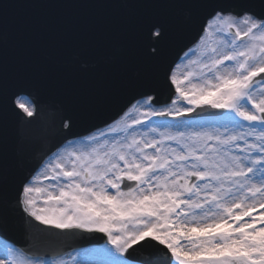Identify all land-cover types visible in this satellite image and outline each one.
Here are the masks:
<instances>
[{
	"label": "snow or ice",
	"instance_id": "obj_1",
	"mask_svg": "<svg viewBox=\"0 0 264 264\" xmlns=\"http://www.w3.org/2000/svg\"><path fill=\"white\" fill-rule=\"evenodd\" d=\"M140 2L207 10L193 47L166 65L168 19L140 21L139 58L159 74L171 104L158 106L160 93L143 92L134 112H123L130 121L124 128L113 118L76 140L65 138L56 151L33 144L42 155L14 196L0 162V264H264V0ZM204 106L226 110L223 131L149 137L158 131L149 125L138 138L133 127ZM8 112L30 127L41 109L31 93L10 92L0 79V120ZM61 119L71 132L72 115ZM10 209L40 237L104 234L97 238L104 243L85 250V259L47 260L32 251L27 237L7 235Z\"/></svg>",
	"mask_w": 264,
	"mask_h": 264
},
{
	"label": "water",
	"instance_id": "obj_2",
	"mask_svg": "<svg viewBox=\"0 0 264 264\" xmlns=\"http://www.w3.org/2000/svg\"><path fill=\"white\" fill-rule=\"evenodd\" d=\"M19 3L20 0H11V5L5 10V13L8 14L10 10H15ZM61 3L62 0H48L47 7L50 13L47 14V19L42 18L40 22H33L35 26L42 24V29L47 20L54 22L57 28L53 29H58V31L52 40L46 41L44 47H40L41 63L37 67L34 66V69H38L48 83L45 84V87L38 88V85H35L36 89L31 87L25 91V93L37 92V94L38 92L53 93L51 98L55 99L60 96L59 93L62 90L67 89V85L71 82H85L77 86L74 92H78L76 96H70L71 103L67 100L68 103L63 102L65 105H60V108H56L59 106L58 104L55 105L54 113L56 118L61 121L64 110L70 115L73 114L72 117L83 114L87 118H92L93 109L90 108V99L93 96L90 85L87 83H91L99 89H103L105 84L114 86L116 90L114 96L117 97L123 93L122 100L125 103L132 95L130 93L133 89L132 83L140 84L142 90H151V86L156 80L155 76L158 78L159 74L156 71H150L139 58V25L145 16H162L167 18L170 23V29L163 44L164 55L161 60V63L166 65L184 47L193 44L192 42L200 29L201 21L207 14L206 9L156 7L141 3L140 0H72L65 4ZM3 11L1 8V12ZM34 25L16 24L13 28L24 31L33 28ZM9 33H11L10 30L7 32L0 30V79L6 81L8 88L15 81L22 82L25 78L24 72L21 73L20 68L15 65L17 62L13 63L9 60L4 64L5 55L11 53L10 56L12 57L15 52L12 47L22 48L21 42ZM38 40L40 42L42 37L40 36ZM156 81L155 90L162 94L160 99H164L167 96V90L159 87V79ZM52 88L56 91L52 92ZM101 92L103 93L102 90ZM83 97L84 99L81 100ZM127 106L128 104L119 107L115 116ZM102 111L96 110V116ZM13 119L14 115L10 117V112H8L0 120L5 122L7 129L6 133H1V136L6 135L4 142H9L12 125L14 129H21L19 122H13ZM73 122L72 129L76 128L77 119H73ZM64 123L66 121H62V124ZM3 128V124L0 122V130ZM29 128H32L34 137L42 134L41 138L44 140L48 137L51 144H55L56 140L65 134L60 130V127H57L55 128L57 133L52 134L53 138L51 139L49 133L52 130L46 132L47 129L39 122ZM29 140L32 141L33 138L30 137ZM25 152L28 156L40 153L27 150ZM25 154L20 163L11 162L13 164L10 166L20 167L22 161L28 163L29 157ZM0 158H3L1 153ZM2 163L6 164L7 167L8 193L10 196H14L15 186L26 175V172L17 174L18 171H15L17 174L15 176L10 172L8 164ZM31 164L30 162V166ZM8 213L10 210L5 214ZM147 258V254L141 257L145 260Z\"/></svg>",
	"mask_w": 264,
	"mask_h": 264
},
{
	"label": "rangeland",
	"instance_id": "obj_3",
	"mask_svg": "<svg viewBox=\"0 0 264 264\" xmlns=\"http://www.w3.org/2000/svg\"><path fill=\"white\" fill-rule=\"evenodd\" d=\"M184 103L186 104V102H184ZM130 111L134 112V110H132V109ZM123 117L124 118L121 120V122L117 126L118 128H124L126 122L130 123L127 116L123 115ZM166 118L167 119H162V120H158L157 117H152L150 120L145 119L143 128H141L140 126H133L136 128L138 138L140 137V135H143L144 131H146L148 129L149 125L157 128V130H158L157 133H150L149 137L151 135H157V137H158V133L161 131H168V132L174 133L177 130H182V131H185L187 133V132H190L193 130L212 131L216 128H220V130L223 131L222 125L224 123H226V121L223 119L222 116L221 117H213V118L209 117L210 119L206 118V119H200V120L187 119V118H181V117H175V116H166ZM185 121H187L188 123H184ZM153 122H156V123H153ZM120 135L123 136L124 133H121ZM149 151H151V150L149 149ZM39 203L42 204V200ZM90 249H94V248H88L86 250H90ZM84 252H85V250L83 251V253ZM83 253L79 254V252H76V253H73V252L69 253L68 252L62 258L69 261V262L72 260L73 257H75L77 260L85 259ZM58 259H60V258H58ZM135 264H137V263H135Z\"/></svg>",
	"mask_w": 264,
	"mask_h": 264
},
{
	"label": "bare ground",
	"instance_id": "obj_4",
	"mask_svg": "<svg viewBox=\"0 0 264 264\" xmlns=\"http://www.w3.org/2000/svg\"><path fill=\"white\" fill-rule=\"evenodd\" d=\"M130 110H131V109H130ZM130 110H129V111H130ZM123 118H124V117H122V118L119 119V123L121 122V120H122Z\"/></svg>",
	"mask_w": 264,
	"mask_h": 264
}]
</instances>
